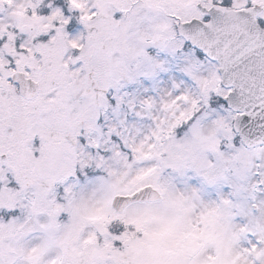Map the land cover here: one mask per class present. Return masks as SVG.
Here are the masks:
<instances>
[{"label": "snow or ice", "instance_id": "6c2138e0", "mask_svg": "<svg viewBox=\"0 0 264 264\" xmlns=\"http://www.w3.org/2000/svg\"><path fill=\"white\" fill-rule=\"evenodd\" d=\"M0 264H264V0H0Z\"/></svg>", "mask_w": 264, "mask_h": 264}]
</instances>
